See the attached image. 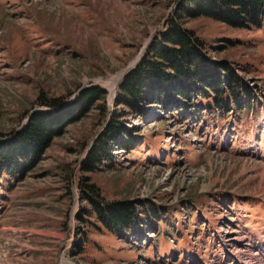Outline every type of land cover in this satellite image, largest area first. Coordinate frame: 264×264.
Segmentation results:
<instances>
[{"label":"rangeland","instance_id":"obj_1","mask_svg":"<svg viewBox=\"0 0 264 264\" xmlns=\"http://www.w3.org/2000/svg\"><path fill=\"white\" fill-rule=\"evenodd\" d=\"M178 2L0 0V146L49 110L39 97L69 105L100 86L108 109L105 118L100 102L60 122L22 175L0 174V264H264V27L185 22L213 61L252 87L242 112L181 117L150 100L137 115L117 105L124 73ZM115 116L134 137L131 148L112 146L109 165L86 172L90 147ZM87 184L107 202H143L142 224L123 235L105 230L83 200Z\"/></svg>","mask_w":264,"mask_h":264},{"label":"trees","instance_id":"obj_2","mask_svg":"<svg viewBox=\"0 0 264 264\" xmlns=\"http://www.w3.org/2000/svg\"><path fill=\"white\" fill-rule=\"evenodd\" d=\"M200 18L234 29L262 28L264 0H179L164 30L149 44L138 65L120 82L116 97L118 106L143 115L146 102L153 100L152 105L163 111L175 108L181 117L185 111L195 109L201 115L216 110L223 115L231 108L242 112L251 106L254 91L245 78L227 62L213 61L205 40L185 27L186 21ZM106 101L107 92L100 86L84 89L69 105L61 98L48 101L44 96L39 97L38 104L49 110L35 112L13 139L0 146V174L22 175L62 131L60 122L78 120L100 102L103 103L96 106L104 107L101 110L106 118ZM127 114L126 111L116 113L121 117ZM119 119L116 116L110 119L90 147L84 162L86 172H97L102 164L109 165L107 162L115 151L112 146L125 151L131 148L134 137L120 125ZM87 188L89 193L83 194V200L88 202L93 217L108 232L123 235L134 232L142 224L141 215L148 212L143 202H107L96 185L87 184ZM88 216L91 217L89 213Z\"/></svg>","mask_w":264,"mask_h":264},{"label":"water","instance_id":"obj_3","mask_svg":"<svg viewBox=\"0 0 264 264\" xmlns=\"http://www.w3.org/2000/svg\"><path fill=\"white\" fill-rule=\"evenodd\" d=\"M138 63H139V62H138ZM138 63H136V64H135V66H137V65H138ZM135 66H134V67H135ZM125 75H127V73H124V76H125Z\"/></svg>","mask_w":264,"mask_h":264}]
</instances>
